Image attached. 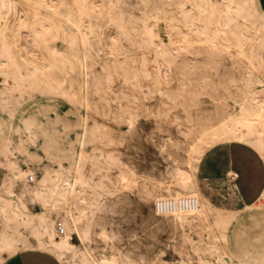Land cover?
Wrapping results in <instances>:
<instances>
[{
    "label": "bare ground",
    "instance_id": "bare-ground-1",
    "mask_svg": "<svg viewBox=\"0 0 264 264\" xmlns=\"http://www.w3.org/2000/svg\"><path fill=\"white\" fill-rule=\"evenodd\" d=\"M23 1L26 0H0V75L2 77L0 94L4 101L10 99L14 89L41 84L45 81L44 76L47 77L46 82L50 88L61 89L66 94L67 90L63 84L67 82L74 89L75 94H81L85 105L90 103L93 91L100 89L106 93L104 85H101L99 89L96 87L98 79L102 75L94 69L95 58L90 50L92 42L89 37L91 32H95L97 28L101 29L106 22L112 24L116 31L131 44L136 43L138 48L154 51L153 59L156 62V68L153 80L156 83L161 82L163 75L168 76L173 65L178 63L179 57L183 59L180 62L182 68L180 76H178V80L182 84H184V79L189 78L186 71L187 64H192L191 66L195 69L207 71L208 74L201 76V78H205L211 75L210 70L216 68L223 61L225 55L229 58L240 56L244 58V75H230L223 80L228 82L227 86L224 82H220V86L223 85L224 89H228L229 96L231 90L238 93L237 97H230L233 102L232 111L221 117L216 115L209 118L210 115L207 116L208 122L201 124L198 135L189 149V153H192L189 160H194L193 166L186 168L176 165L171 173L169 172L172 185H169L164 191L153 193L152 198L154 203L166 199L194 198L198 202L196 209H174L163 212V215L172 217L181 224L199 222L206 227L211 226V216H213L215 225H234L230 231L232 236L235 225L264 213V209L259 206V197L252 203L241 204L240 208L234 212L231 211L226 216L218 212L210 199L202 193L196 175L200 158L196 152H192L193 145L199 144L202 136L206 141L217 140V146L238 142L249 147L252 143L258 144L261 137L264 136V88L260 85L261 75L264 74L260 72L264 65V37L260 33L264 30V25H261L257 19L251 17L245 19L241 15L245 0H224L222 3L219 0H138L143 5V10L139 15L131 11H123L121 5L124 0H92L88 4H85L86 0H55L54 12L61 19L53 18L50 24L58 28V23H64V29L67 31L74 52H81L84 69L80 76L69 74V68L67 69L64 61L56 55V50L52 54V61L45 62L42 59L34 65L33 69L24 61L25 51L33 48L37 35L44 33L43 28L47 26V23L44 19L37 20V26L30 25L29 27L28 25L29 32H24L22 37L18 38L14 33L16 24L13 19L19 11L18 5L24 4ZM27 1L33 2L34 7L39 8L40 6L50 7V3L53 4L54 0ZM98 4H100V8H97ZM181 4L184 5L183 8L180 7ZM231 5L236 7L232 8ZM20 10L24 15L31 12L29 8ZM161 20L169 29L167 41L160 38L155 29ZM229 21H231L230 24ZM225 25L228 26L225 27ZM7 31L10 33H6ZM233 33L236 35L233 36ZM134 34L139 37L136 41L133 37ZM185 36L189 37L187 41L184 40ZM124 53L125 51L121 48L115 56ZM130 56V54L125 55L123 60L116 61L111 67L120 68L124 77L125 75L132 77L133 66L128 64ZM85 57H87L86 60ZM101 68L104 73L107 69V75H110L111 70L108 64ZM36 72L38 75L35 74ZM232 80L241 83L233 87L230 83ZM136 82L138 83V81ZM168 95L170 94L165 92V96ZM200 95V92L192 91V96L197 104L201 103ZM224 101L226 102L227 99L224 98ZM7 109L11 111L9 107ZM95 123L93 125L97 129L99 124ZM224 136L234 139H218ZM78 137L82 147L75 152V160L69 161L63 171L60 168L52 170L51 175L47 178V184L43 190L47 193L48 201L52 205L47 210L40 204L39 207H42L40 211H31L27 202L33 203L32 195L22 197L21 191L11 184H9L11 191H6L2 187L5 184L4 179L0 187V246H6L9 242L19 240L18 250L25 249L23 242L30 243L33 239L31 233L43 228L48 239L53 243H59L66 239L67 244L77 250L66 255L65 262L69 264H118L115 255L102 253L100 256H96L88 244L95 224L96 213L100 210L106 195L100 191L92 192L77 185L73 166L74 164L79 165L80 169L89 175L95 171L101 180L106 179L113 184H122L125 178L130 182L131 178L121 170L117 174V179L112 181L107 171L101 172L100 157L104 158V163L107 165L111 162L108 157L114 156V154H104L101 149L92 145L97 138L95 132L89 130L87 136L80 132ZM5 147L0 150V153L5 156V159L0 158V165L7 167L8 163L17 161L14 159L15 156H8V150ZM81 153L83 154L82 161ZM106 168L107 166H105ZM12 192H15V196L12 195ZM261 194H264V189ZM93 204H96L95 208H93ZM51 212L57 213L56 219L51 216ZM42 215L43 219H41ZM58 222L61 224L62 233L56 227ZM226 227V225L222 226L219 233L226 231ZM72 234H76L80 239V246L71 241ZM217 238L218 234H214L213 238L209 234L207 235L204 253H208L211 247L218 244ZM15 255L14 253L13 256ZM250 259L256 260L253 257Z\"/></svg>",
    "mask_w": 264,
    "mask_h": 264
},
{
    "label": "rangeland",
    "instance_id": "rangeland-1",
    "mask_svg": "<svg viewBox=\"0 0 264 264\" xmlns=\"http://www.w3.org/2000/svg\"><path fill=\"white\" fill-rule=\"evenodd\" d=\"M91 1L92 0H86L85 4H88ZM219 1L222 3L224 0ZM23 2L24 4L20 3L18 5L19 11L15 14L13 19L16 24V32L14 33H16L18 38H21L24 32H29L30 25L37 26V20L44 19L47 23V26L43 28L44 33L37 35L33 48L25 51V57H23L24 61L31 69H33L34 65L39 61H42V59H44L43 61L45 62L52 61V54L56 50V55L64 61L66 68H69V74L72 76H80L84 69L81 52H74L75 50L71 45L70 38L67 36V31L64 29V23H58V28H55L50 24L53 18L61 19V17L54 12L55 0L53 1V4L50 3V7L40 6L39 8H35L33 2L27 0ZM100 7V4H98L97 8ZM26 8H29L31 12L24 15L23 11L20 9L26 10ZM121 9L139 15L143 10V5L138 0H124ZM34 14H36V16H34ZM155 29L160 38L165 41L168 40L169 29L162 20L156 25ZM6 33H10V31H7ZM89 37L92 42L90 50L95 58L94 69L97 73L105 75L101 67L108 64V67L111 70L110 76H112L114 80L111 90H108L104 86L106 93L100 89L91 93L90 103L94 109H98V115L94 117L93 121L96 122L97 125L99 124L95 131L97 138L92 145L101 149L104 154H114L117 159H120L121 163L126 164L129 159H133L126 149L121 151L119 145H114L109 142L110 134L114 130L113 124L115 121V114L124 102V98L129 92L138 94L136 88H133L122 81L125 79L130 80L131 75H125L124 77V73H122L123 71H121L120 68L114 69L111 67L113 66L112 64H115L116 61L123 60L125 55L128 54L131 55L128 64L134 67L132 61H135L140 66L139 71L141 72V79L138 80V83L135 82L137 87L149 92L152 97L151 102L156 108L159 109L163 107L165 109H171V119L169 123L173 135L176 137L183 136L185 140L191 141V143L186 145L182 153H173L169 151L167 157L162 153L157 155L155 150L147 155L141 153L133 159L134 167H131V171L119 167H110L109 165L112 162L106 165V163H104V158L100 157L102 166L101 172L107 171L112 178V181H115L119 171H124L131 178L129 188L133 190L138 188L139 192L146 193L147 196L150 197L151 203H154L152 194L164 191L169 185H172L169 172L171 173L176 165L186 168L193 166L194 160H189V149L198 135V130L201 124L208 122L207 116L210 115L209 118L212 116L215 117L216 115L221 117L225 113L232 111V98L227 99L226 102L224 101L225 92L224 88H221L220 82H224L223 80L232 74L243 76L245 67L244 58L241 56L229 58L225 55L223 61L216 68L210 70L211 75H208V77L205 78H201V76L208 74L207 71L195 69L191 66L192 64H187L186 71L188 72L189 78L184 79V84H182L180 83V80H178V76H180V69L182 68L180 62H182L183 59L182 57H179L178 63L173 65L168 76L163 75L161 82L156 83L153 80L156 68V62L153 59L155 56L154 51H148L142 47L138 48L136 43L131 44L118 31H116L112 24L107 22L102 25L101 29L97 28L95 32H91ZM133 37L135 41L139 39L136 34H134ZM121 48L125 51V55L118 54L115 56ZM144 57L145 61L143 62ZM186 57L188 58L189 56ZM70 67H72V69H70ZM144 69H146L151 75V80L143 78L142 73L143 71H146ZM35 74L38 75L37 72ZM123 77L124 79H122ZM43 79L45 81L41 82L39 85L14 89L8 101H4L2 99L3 96L0 94V150L6 146L5 148L8 150V156H15L14 159L22 168L26 167L23 163H20L23 156L21 153L17 152L16 149L20 145L22 139L25 141L28 139L26 134H21L23 121L30 117L39 119L36 114L48 107L51 101H59L57 107L67 112L69 108L73 106L71 103L72 99L83 98L81 94H75L74 89H72L67 82L63 84V87L67 90L66 94L61 89L56 88L55 90V88H50L46 82L47 77L44 76ZM224 83L225 86L228 85V82ZM1 86L2 77L0 75V87ZM193 90L201 93V103L197 104L194 100V96H192ZM98 91L101 92V95H96ZM161 92H168L171 95L172 100L169 101V95L167 97L165 95L161 96ZM66 96L69 97V99H65ZM227 96L237 97L238 93L231 90L230 96L228 93ZM217 100L223 102L217 103ZM7 107L11 108V111H9ZM93 121L92 124L94 123ZM173 121L175 123H172ZM149 123L151 122L144 119L140 126L143 129L144 125ZM115 127L119 128L121 126L117 124ZM72 139H77V135H73ZM218 149L220 152H223L224 145L218 146ZM26 150L34 151L35 145H26ZM213 155L215 156L216 154L214 153ZM0 158L5 159V156L0 153ZM68 164L69 162H67L64 167H67ZM105 166H107L106 169ZM59 168L60 165H57L53 170ZM207 171L208 165H205L203 169L198 167L196 170L200 186L203 183H207V176L205 175ZM133 172L135 175H132ZM6 175L7 167L5 165H0V187L2 186ZM202 193L204 194L203 189ZM206 197L210 199L214 208L225 216L230 214L231 211L234 212L241 207V204H243L231 194L227 197H225L223 193H220L219 195H207ZM106 199H108L107 196H105V200ZM27 203L31 211L36 212L42 209V207H39L40 204L38 203ZM151 203H147L149 211L152 210ZM220 203L223 204L221 205ZM51 216L56 219L57 213L51 212ZM165 218L169 222V227L168 232L164 235V239L165 241H171L172 246V250L169 254V264H171L172 260H175L176 264H181L185 257H187L188 260L197 259L195 252L192 250L194 249L195 251L204 253L206 251L205 242L207 241L208 234L213 238V235L218 234L222 226H227L226 231H231L234 227L232 224L215 225L213 216H211L212 224L210 227H206L203 223L199 222L181 224L172 217ZM97 228H99V231H97ZM134 231V228L128 224H122L119 220L101 223L99 210L96 213L95 224L88 244L96 256H100L102 253H106L107 255L113 254L118 259V264H142V262L147 259L148 248L141 241L131 239V234H133ZM101 233H105L107 238L101 237ZM233 237H239L240 242L247 246L252 253L250 257L258 259L261 247L264 246V241L261 239V237H264V213L235 225ZM71 241L77 246L81 245L80 239L76 234H72ZM177 244L181 246L183 255H181L180 251L177 249ZM12 257L13 255L8 257L10 264H12ZM65 264L69 263L65 262Z\"/></svg>",
    "mask_w": 264,
    "mask_h": 264
},
{
    "label": "snow or ice",
    "instance_id": "snow-or-ice-1",
    "mask_svg": "<svg viewBox=\"0 0 264 264\" xmlns=\"http://www.w3.org/2000/svg\"><path fill=\"white\" fill-rule=\"evenodd\" d=\"M180 7L183 8L184 5L181 4ZM230 7L235 8L236 6L231 5ZM241 15L245 19L249 17L257 19L261 25H264V0H245ZM230 23L231 21H229ZM227 26L225 25V27ZM235 35L236 33H233V36ZM260 35L264 37V30ZM188 39L189 37H184L185 41ZM86 59L87 57H85ZM132 64L134 67L131 71L134 74L130 80L125 79L124 83L136 88L138 94L129 92L124 98V102L115 114L114 130L110 134L109 142L119 145L121 151L126 149L133 159L141 153L147 155L153 150L157 155L162 153L165 157L169 151L182 153L191 141L185 140L183 136L173 135L169 123L171 109L156 108L151 102L152 97L149 92L137 87L135 82L141 79L140 66L135 61H132ZM260 72L264 73V65ZM106 74L107 69H105V75L98 79L96 84L98 89L104 85L108 90H111L114 80L112 76ZM249 74L251 75V72ZM142 76L146 80L152 79L148 71H144ZM230 83L235 87L241 82L232 80ZM260 85L264 88V74L261 75ZM224 92L225 98L230 99L227 96L228 89H224ZM96 95H101V92L98 91ZM160 95L163 96L165 93L161 92ZM65 99H69V97L66 96ZM168 99L172 100L171 95L168 96ZM222 102L217 100V103ZM58 103L59 101H51L48 107L36 114L39 119L30 117L23 121L21 134H26L28 139L26 141L22 139L16 151L22 154L23 159L20 163L26 167L21 168L17 162L8 163L5 184L2 186L6 191H11L9 184L15 186L21 191L22 197L32 195L33 203L43 205L45 210L52 207L48 201L47 193L43 190L47 184L48 176L57 165H60V170L63 171L67 162L75 160V152L82 147L78 134L83 132L87 136L89 130L95 132L96 127L92 121L98 115V109H94L91 103L86 106L83 98L72 99L73 106L67 112L58 108ZM144 119L151 123L145 124L142 129L140 124ZM117 124L121 127L116 128ZM73 135H77V139L73 140ZM218 139L234 138L224 136ZM26 145H35V150L27 151ZM217 145V140L206 141L202 136L199 144L193 145L192 148V152H196L200 158L199 167L203 169L205 165H208V171L205 173L207 183L201 184L206 196L223 193L225 197L231 194L235 198H239L237 185H241V181L246 177L251 179L256 165H259L260 188L264 189V136L261 137L258 144L250 145L253 149L250 155L243 154L237 150V145L231 144H225V151L220 152ZM228 149H231V155H229ZM244 152H247V149ZM191 154L190 152L189 156ZM80 155L82 161L83 154ZM108 159L112 162L110 167H119L129 171H131V167H134L133 159H129L126 164L111 155ZM73 169L76 172L77 185L92 192L100 191L108 197L100 208L101 223L119 220L122 224H128L134 228L135 231L131 234V239L141 241L148 248L147 259L142 264H169L172 246L171 241L164 239V235L168 232L169 222L163 215L162 201L160 202L161 207L157 208L155 203H151L150 197L146 193L139 192L138 188L130 189L127 178L123 180L122 184H113L106 179L101 180L95 171L89 175L86 171H82L79 165L74 164ZM132 175L135 173L133 172ZM12 195L15 196V192H12ZM257 197H259L260 208L264 209V194L257 191L253 200ZM146 202L151 203V211H149ZM95 207L96 204H93V208ZM43 218L42 215L41 219ZM31 235L33 239L30 243L23 242L25 254L28 256L25 264H65L66 255L77 251L67 244L66 239L59 243H53L48 239L43 228L33 231ZM101 237L107 238L105 233H101ZM261 239L264 241V237ZM218 241V244L211 247L208 253H201L193 249L195 256L199 258L188 260L185 257L181 264H264V246L261 247L259 258L253 260L250 259L252 253L249 248L240 242L239 237L234 238L230 230L218 233ZM19 244L20 241L17 240L9 242L6 246H0V264H10L8 257L14 253L20 254ZM177 249L183 255L179 244H177ZM171 264H176V261L172 260Z\"/></svg>",
    "mask_w": 264,
    "mask_h": 264
},
{
    "label": "crops",
    "instance_id": "crops-1",
    "mask_svg": "<svg viewBox=\"0 0 264 264\" xmlns=\"http://www.w3.org/2000/svg\"><path fill=\"white\" fill-rule=\"evenodd\" d=\"M263 60H264V51H263ZM231 145H237L238 151H241L245 155H250L253 151L252 148L249 146L238 143V142H230ZM247 149V152H244V150ZM225 151V148H224ZM229 155H231V149H228ZM242 185V186H241ZM241 185H237V192L239 193L238 201L240 203H252L255 200H253V196H255L257 191L262 192V188H260V172H259V165L255 166L254 171L251 174V179L246 177L241 181ZM25 249L19 250V255H15L12 257V264H25V261L28 259V256L25 254Z\"/></svg>",
    "mask_w": 264,
    "mask_h": 264
},
{
    "label": "built area",
    "instance_id": "built-area-1",
    "mask_svg": "<svg viewBox=\"0 0 264 264\" xmlns=\"http://www.w3.org/2000/svg\"><path fill=\"white\" fill-rule=\"evenodd\" d=\"M161 202V201H160ZM160 202L155 203L157 208L161 207ZM163 202V212L172 211L174 209H196L198 202L194 198H182V199H166ZM57 228L62 233L61 224L57 223Z\"/></svg>",
    "mask_w": 264,
    "mask_h": 264
}]
</instances>
